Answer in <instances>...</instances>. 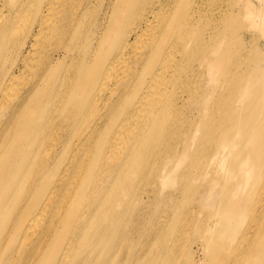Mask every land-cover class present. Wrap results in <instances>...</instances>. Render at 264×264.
<instances>
[{"label": "bare ground", "instance_id": "obj_1", "mask_svg": "<svg viewBox=\"0 0 264 264\" xmlns=\"http://www.w3.org/2000/svg\"><path fill=\"white\" fill-rule=\"evenodd\" d=\"M168 2L0 0V264H264V72L193 92L198 20ZM230 145L246 184L205 191Z\"/></svg>", "mask_w": 264, "mask_h": 264}, {"label": "rangeland", "instance_id": "obj_2", "mask_svg": "<svg viewBox=\"0 0 264 264\" xmlns=\"http://www.w3.org/2000/svg\"><path fill=\"white\" fill-rule=\"evenodd\" d=\"M113 1L107 0L108 6ZM163 2L165 3V0ZM154 7L159 9L157 4ZM186 10L193 19L198 20L192 28L197 49L189 59V63L194 65L189 75L192 91L196 94L205 92L225 104L228 100H232V103L236 102L239 90L232 89V83L236 87L243 88L244 80L240 78V73L243 74L250 70V56L254 62L251 69H254L256 64V68L260 66L261 71L264 72V0H189ZM208 58L212 60L208 61ZM217 77H219V82L216 81ZM220 108L225 110L222 106ZM210 120H214L213 116ZM231 129L235 128L231 127ZM223 143H228V141L224 140ZM232 146L222 150V157L219 156L212 160L211 168L207 170L209 179L202 180L205 191H208L210 184H214L219 192L231 182L233 171L240 176L242 184H246L248 167L243 166L242 161L239 163L242 158L234 154L237 149H231ZM255 154L258 157L256 151ZM201 156L198 154L199 159ZM246 157L250 159L248 156H244L243 159ZM194 160L192 159L193 163ZM198 171L191 167L189 184L190 178H193ZM214 177L218 178L217 181ZM259 180L262 184V178ZM261 184L258 185V193ZM169 186H165L162 190L161 201L171 200L170 195L174 188H171L172 185ZM195 193L193 191V194ZM188 196L192 198L191 193ZM155 205L156 203L154 207ZM160 205L162 208L168 206L165 202ZM142 221L145 225L146 220ZM203 241H205L204 238ZM186 246L192 247L197 260L203 258L200 246L194 243V236L188 234Z\"/></svg>", "mask_w": 264, "mask_h": 264}]
</instances>
